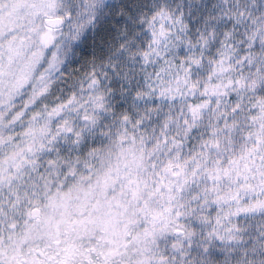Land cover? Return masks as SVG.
<instances>
[{
    "label": "snow or ice",
    "instance_id": "snow-or-ice-1",
    "mask_svg": "<svg viewBox=\"0 0 264 264\" xmlns=\"http://www.w3.org/2000/svg\"><path fill=\"white\" fill-rule=\"evenodd\" d=\"M0 264H264V0H0Z\"/></svg>",
    "mask_w": 264,
    "mask_h": 264
}]
</instances>
